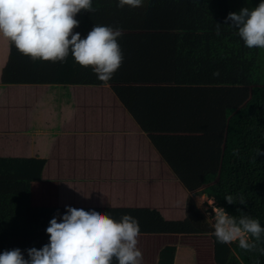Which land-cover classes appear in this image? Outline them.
Returning a JSON list of instances; mask_svg holds the SVG:
<instances>
[{
    "label": "crops",
    "instance_id": "crops-1",
    "mask_svg": "<svg viewBox=\"0 0 264 264\" xmlns=\"http://www.w3.org/2000/svg\"><path fill=\"white\" fill-rule=\"evenodd\" d=\"M144 5L116 18L122 60L107 82L71 53L34 61L0 38V159L45 160L31 187L34 207L56 208L58 217L68 204L135 217L142 264H158L168 248L173 264H243L230 244L194 233L187 217L188 199L196 204L195 190L220 159L216 171L211 158L206 166L205 136L214 131L194 135L198 118H189L200 97L193 88L203 87L177 85L160 62L173 52V19L148 18ZM94 18L81 10L73 31L83 38L99 25Z\"/></svg>",
    "mask_w": 264,
    "mask_h": 264
},
{
    "label": "trees",
    "instance_id": "trees-1",
    "mask_svg": "<svg viewBox=\"0 0 264 264\" xmlns=\"http://www.w3.org/2000/svg\"><path fill=\"white\" fill-rule=\"evenodd\" d=\"M257 3L146 0L144 8L151 17L160 7L172 13L173 52L159 59L171 65L177 85L248 89L243 104L225 109L220 166L203 177L198 191L212 196L216 206L230 215H249L264 227V49L245 47L237 29L225 22L229 12H238L243 6L251 9ZM92 7L99 25L114 27L117 17L130 14L128 9L118 8L114 0H95ZM217 23L221 24L219 35ZM45 163L38 158L0 159V251L19 248L27 258L25 249H39L48 243L45 228L54 215L59 219L58 210L34 207L31 202L32 184L42 179ZM225 195H232L234 204H228ZM240 196L246 204H239ZM186 214L194 233H212L205 214L192 198L187 201ZM254 243L252 250L242 249L236 242L230 245L243 264H264L260 251L264 249V234ZM174 255L175 248L163 250L158 264H173Z\"/></svg>",
    "mask_w": 264,
    "mask_h": 264
},
{
    "label": "clouds",
    "instance_id": "clouds-1",
    "mask_svg": "<svg viewBox=\"0 0 264 264\" xmlns=\"http://www.w3.org/2000/svg\"><path fill=\"white\" fill-rule=\"evenodd\" d=\"M142 0H116V6H138ZM81 10L94 11L92 0H0V38L9 40L23 55L32 60L63 62L71 53L80 66H91L96 79L107 82L120 65L122 51L117 37L120 27L94 25L83 38L73 29ZM227 25L237 29L245 47L264 49V0L253 8L241 7L229 12ZM217 23V35L219 26ZM215 74V73H214ZM196 207L207 204L213 215L206 220L212 235L221 244L236 242L245 250L255 248L264 227L249 215H230L207 193L196 189ZM228 204H234L232 195H225ZM239 204H246L243 196ZM59 219L54 215L45 232L48 243L39 249L19 248L0 251V264H142V253L137 247L140 233L135 217L123 214L115 220L108 213L94 207L65 205ZM253 238V239H250ZM264 254V249H260Z\"/></svg>",
    "mask_w": 264,
    "mask_h": 264
},
{
    "label": "rangeland",
    "instance_id": "rangeland-1",
    "mask_svg": "<svg viewBox=\"0 0 264 264\" xmlns=\"http://www.w3.org/2000/svg\"><path fill=\"white\" fill-rule=\"evenodd\" d=\"M116 2V0H114ZM144 1V2H143ZM146 0H142L141 4H144ZM128 8H135L130 6H125ZM148 17H151L149 13H146ZM160 21H165L173 19L172 13L167 12L166 9L160 7L157 9L156 15L154 16ZM191 89V88H190ZM200 89V90H198ZM193 88L194 93H197L196 96L200 95L198 98H194L196 106L193 105L192 110L195 111V114L189 117L190 119H197L198 123L195 122L194 126H197L194 129L193 134L195 135L198 131H202L206 135V131H214V133H208V136L205 139L206 145L212 144L214 145L215 149L213 150V158L208 157V153L210 148L207 147L205 150V164L208 167L211 158V165L212 168L215 166V171L218 169V159H221L222 155V142L224 140V127H225V109L229 108L230 106L238 107L243 104L248 96V89L246 88H239V87H230V88H220V87H203V88ZM200 99V100H198ZM191 101V99L189 100ZM194 113V112H193ZM192 113V114H193ZM190 114V113H188ZM188 117L189 115H185ZM210 128V129H209ZM214 140V141H211ZM188 141V140H187ZM201 159V156H199ZM215 160V161H214ZM196 168V166H194ZM210 168V169H212ZM208 169V168H205ZM202 173V171H200ZM206 173L208 170L205 171ZM204 172V173H205ZM207 209V215H213L211 208L207 206L205 203L202 206V211ZM206 216V214H205ZM207 218V216H206ZM210 258V257H209ZM232 260V259H231ZM228 261V260H227ZM227 264H236L235 261H228Z\"/></svg>",
    "mask_w": 264,
    "mask_h": 264
}]
</instances>
